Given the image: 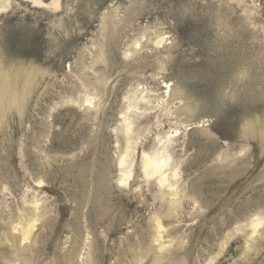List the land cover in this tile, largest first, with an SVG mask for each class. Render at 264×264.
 Listing matches in <instances>:
<instances>
[{
  "label": "rangeland",
  "instance_id": "1",
  "mask_svg": "<svg viewBox=\"0 0 264 264\" xmlns=\"http://www.w3.org/2000/svg\"><path fill=\"white\" fill-rule=\"evenodd\" d=\"M158 135L178 170L168 217L140 169ZM33 199L41 254L15 256ZM156 213L161 264H264V0H0V264H159Z\"/></svg>",
  "mask_w": 264,
  "mask_h": 264
},
{
  "label": "bare ground",
  "instance_id": "2",
  "mask_svg": "<svg viewBox=\"0 0 264 264\" xmlns=\"http://www.w3.org/2000/svg\"><path fill=\"white\" fill-rule=\"evenodd\" d=\"M163 42L165 43L164 37H160V39H158L157 42L152 41V43L157 47H159ZM168 87L169 86H167V88ZM170 92L171 89L169 90V93ZM131 97L132 98L129 99V106L127 105L129 110L133 108L136 110L137 109L141 110L144 104H148L151 99V97L142 93L140 95L134 94ZM90 99H88L87 101L90 104H92ZM122 117H123V122L121 124V134L123 137V141H122L123 143L120 146L119 165H118L120 169V177L118 178L117 184L120 187H127L129 185L131 188V183H132L131 180L133 178V162H130L129 159L135 155L137 147L139 145L140 137L138 134L136 135V131L133 128V122L128 117V113H124ZM174 133H178V130H176ZM156 138H157L156 150L152 153L144 152L142 154L140 169L146 181L154 180L156 182L159 188L157 194L161 197V199L168 200L166 213L164 215L165 217L166 216L168 217L174 213L173 212L175 210L174 204L177 202L176 197L178 196L177 181H176L178 177V173H177L178 170L176 169V167L175 168L172 167L171 164L173 160L172 146L174 140L172 139L173 138L172 136H168V135L165 137L158 135V137ZM34 199L33 201L25 203V204H29L27 206L28 208L24 210L25 214H27L28 216V221L26 220L27 223L24 225H22L21 223L17 225L11 224L12 225L11 232H13L14 237L19 236L18 239H20V245L18 247H15L16 245L14 247L12 246L13 247L12 251L15 256H18L20 254H25L29 251H36V253L41 254V248L39 247L38 244L36 230L38 228L37 224L40 222L41 218L44 215H43V210L41 208L42 205L40 206V203ZM153 220H154L153 228L155 230L153 236V243L156 244L157 246L156 249H154V251L152 250L154 256V260L152 259L153 260L152 262L154 261L155 263L160 262L159 264H161V260L164 258L163 256L164 252L169 248L168 244L171 242L165 241L167 225L165 224V221L162 219V216H160L159 213H156ZM261 224L262 221H260L259 218L251 222L250 224L251 238H254L259 233ZM133 259L135 260V262L136 261L138 263L142 262V258H140L138 254L133 255ZM12 260L9 261L8 263L19 264L17 262L18 260L20 262V259H18L17 261L16 260L12 261ZM82 264H93V261L92 259H87L84 260ZM208 264H214L213 260H211Z\"/></svg>",
  "mask_w": 264,
  "mask_h": 264
}]
</instances>
